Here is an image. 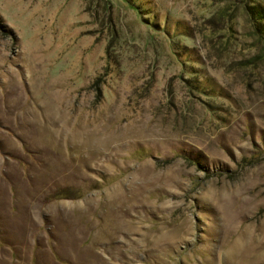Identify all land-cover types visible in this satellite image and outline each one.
<instances>
[{
  "label": "rangeland",
  "instance_id": "374dc122",
  "mask_svg": "<svg viewBox=\"0 0 264 264\" xmlns=\"http://www.w3.org/2000/svg\"><path fill=\"white\" fill-rule=\"evenodd\" d=\"M242 2L0 0V264H264Z\"/></svg>",
  "mask_w": 264,
  "mask_h": 264
},
{
  "label": "trees",
  "instance_id": "16d2710c",
  "mask_svg": "<svg viewBox=\"0 0 264 264\" xmlns=\"http://www.w3.org/2000/svg\"><path fill=\"white\" fill-rule=\"evenodd\" d=\"M242 1V3H244V12L247 14L254 31H256L258 38L262 41V45L264 46V5L260 4L258 0H249L254 1L253 4L247 3V0Z\"/></svg>",
  "mask_w": 264,
  "mask_h": 264
}]
</instances>
